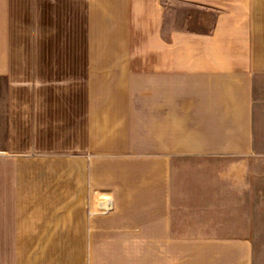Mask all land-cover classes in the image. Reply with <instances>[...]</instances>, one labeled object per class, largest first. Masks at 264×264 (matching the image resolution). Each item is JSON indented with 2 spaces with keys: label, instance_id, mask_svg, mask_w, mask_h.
<instances>
[{
  "label": "crops",
  "instance_id": "crops-1",
  "mask_svg": "<svg viewBox=\"0 0 264 264\" xmlns=\"http://www.w3.org/2000/svg\"><path fill=\"white\" fill-rule=\"evenodd\" d=\"M188 159L227 163L200 178L230 194L264 161V0H0V243L254 264L248 237L190 232L215 208Z\"/></svg>",
  "mask_w": 264,
  "mask_h": 264
},
{
  "label": "rangeland",
  "instance_id": "rangeland-1",
  "mask_svg": "<svg viewBox=\"0 0 264 264\" xmlns=\"http://www.w3.org/2000/svg\"><path fill=\"white\" fill-rule=\"evenodd\" d=\"M176 167L188 178V187L211 189L209 193L204 190V194L208 204L215 208L209 213L213 220L205 222L208 226L190 228V232L248 237L252 241L254 264H264V161L250 165L251 177L246 190L241 188L237 194H230L231 185L227 180L218 183L200 178L216 168L225 171L228 164L223 161L188 159L176 163ZM84 248L85 245L69 243H0V264H86ZM94 264H100V261ZM110 264L117 262L110 261Z\"/></svg>",
  "mask_w": 264,
  "mask_h": 264
},
{
  "label": "built area",
  "instance_id": "built-area-1",
  "mask_svg": "<svg viewBox=\"0 0 264 264\" xmlns=\"http://www.w3.org/2000/svg\"><path fill=\"white\" fill-rule=\"evenodd\" d=\"M110 210V203L108 201H96L92 207L93 213H107Z\"/></svg>",
  "mask_w": 264,
  "mask_h": 264
}]
</instances>
